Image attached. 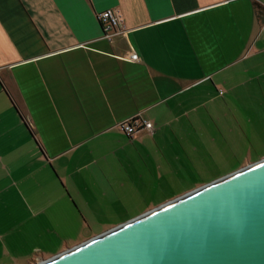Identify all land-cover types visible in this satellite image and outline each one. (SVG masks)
<instances>
[{
	"label": "crops",
	"instance_id": "crops-1",
	"mask_svg": "<svg viewBox=\"0 0 264 264\" xmlns=\"http://www.w3.org/2000/svg\"><path fill=\"white\" fill-rule=\"evenodd\" d=\"M106 9L123 34L104 37ZM135 115L152 131L128 136ZM261 145L264 0H0V264L48 259Z\"/></svg>",
	"mask_w": 264,
	"mask_h": 264
},
{
	"label": "water",
	"instance_id": "water-1",
	"mask_svg": "<svg viewBox=\"0 0 264 264\" xmlns=\"http://www.w3.org/2000/svg\"><path fill=\"white\" fill-rule=\"evenodd\" d=\"M36 264H264V158Z\"/></svg>",
	"mask_w": 264,
	"mask_h": 264
},
{
	"label": "rangeland",
	"instance_id": "rangeland-1",
	"mask_svg": "<svg viewBox=\"0 0 264 264\" xmlns=\"http://www.w3.org/2000/svg\"><path fill=\"white\" fill-rule=\"evenodd\" d=\"M262 158H264V145H261L258 149H253V150L249 151L248 153L246 152L243 156L240 157L239 160H233V161L230 160L226 164L215 165L211 169H207V171L204 173V175H202L200 177V179H197V181H195V182H189L188 183V186H186V189H187L186 192L193 190V189H195L199 186H202L204 184L210 183V182H212V181H214V180H216L222 176H225V175H227V174H229V173H231V172H233V171H235V170H237V169H239L245 165H248L249 163L258 161ZM186 192H182L178 196H181ZM171 199H173V198H171ZM171 199H168V200H171ZM164 200L165 199H163L162 203H159L157 205H153L151 203L150 205H147L145 207H144V205L134 207L133 211L128 213V214H124L122 219H120L119 217H116V221H115L116 223H114V225H112L111 227L116 226L120 223H123L129 219H132V218H134V217H136V216H138V215H140V214H142V213H144V212L168 201V200H166V201H164ZM91 232L93 234H95V233L99 234L100 233L99 229H94V231H86V234L87 233L91 234ZM97 234H95V235H97Z\"/></svg>",
	"mask_w": 264,
	"mask_h": 264
},
{
	"label": "built area",
	"instance_id": "built-area-1",
	"mask_svg": "<svg viewBox=\"0 0 264 264\" xmlns=\"http://www.w3.org/2000/svg\"><path fill=\"white\" fill-rule=\"evenodd\" d=\"M98 21L101 24L104 37L110 38L114 35L123 34L125 27L118 11L114 9H106L98 14ZM126 58L136 62L139 56L134 51H129ZM119 127L130 137L135 136L143 130L152 131V123L145 121L140 116H132L119 124Z\"/></svg>",
	"mask_w": 264,
	"mask_h": 264
}]
</instances>
